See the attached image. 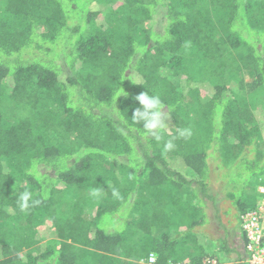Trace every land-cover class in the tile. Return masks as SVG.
Instances as JSON below:
<instances>
[{
	"label": "trees",
	"instance_id": "obj_1",
	"mask_svg": "<svg viewBox=\"0 0 264 264\" xmlns=\"http://www.w3.org/2000/svg\"><path fill=\"white\" fill-rule=\"evenodd\" d=\"M262 126L264 0H0V264H245L199 228L209 159L264 203Z\"/></svg>",
	"mask_w": 264,
	"mask_h": 264
},
{
	"label": "rangeland",
	"instance_id": "obj_2",
	"mask_svg": "<svg viewBox=\"0 0 264 264\" xmlns=\"http://www.w3.org/2000/svg\"><path fill=\"white\" fill-rule=\"evenodd\" d=\"M263 136H264V126L261 128ZM208 165L210 167L209 173V182H210V197L213 200H206L205 213L207 221L203 224L199 231L205 233L204 242H207L209 239L212 240H224L230 249H235L240 253L241 259L243 263L247 264V254L243 252L241 240L239 234L241 232L239 227V222L237 220V216L239 215L237 212V208L235 205V199L228 196L229 192H233L231 186L226 185L223 181L224 171L222 169H215V161L213 159L208 160ZM235 169L228 171L227 177L230 181L237 180V173H235ZM258 189V188H257ZM256 206H261L264 208V203H258ZM262 215L264 216V210ZM171 237L175 232H170ZM207 240V241H206ZM46 242H42L40 244L41 247L45 245ZM210 244H213L210 242ZM217 250L216 248H214ZM214 250V251H215ZM213 253H216L214 252ZM228 258L232 262L235 260L236 254L231 253L224 257V255H220V258ZM244 257V258H243ZM221 258V259H222ZM231 262V263H232ZM222 264H231L230 262L221 261Z\"/></svg>",
	"mask_w": 264,
	"mask_h": 264
},
{
	"label": "built area",
	"instance_id": "obj_3",
	"mask_svg": "<svg viewBox=\"0 0 264 264\" xmlns=\"http://www.w3.org/2000/svg\"><path fill=\"white\" fill-rule=\"evenodd\" d=\"M259 194L264 195V185L257 187ZM264 208L256 206L239 215L241 232L245 234V252L247 254V264H264ZM157 257L154 253H149L141 264H155ZM167 264H185L182 262H168ZM200 264H222L214 258H205Z\"/></svg>",
	"mask_w": 264,
	"mask_h": 264
},
{
	"label": "clouds",
	"instance_id": "obj_4",
	"mask_svg": "<svg viewBox=\"0 0 264 264\" xmlns=\"http://www.w3.org/2000/svg\"><path fill=\"white\" fill-rule=\"evenodd\" d=\"M138 101L140 108H137L132 115V118L137 122H142L144 128L149 130L150 133L156 134L159 129L164 127L162 117L166 116V113L162 111L164 105L158 95H149L147 92L141 93L135 97ZM190 135L187 129H181L180 136ZM157 139L160 136L157 135ZM174 147L171 141L164 144L165 150H171ZM32 199V194L29 191H24L19 196V203L21 209L29 207V201Z\"/></svg>",
	"mask_w": 264,
	"mask_h": 264
}]
</instances>
